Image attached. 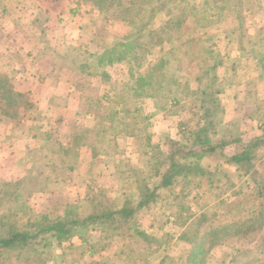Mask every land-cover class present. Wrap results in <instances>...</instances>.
Segmentation results:
<instances>
[{
  "label": "rangeland",
  "instance_id": "rangeland-1",
  "mask_svg": "<svg viewBox=\"0 0 264 264\" xmlns=\"http://www.w3.org/2000/svg\"><path fill=\"white\" fill-rule=\"evenodd\" d=\"M202 1L205 2V8L199 5ZM232 1L234 0H189L183 3L174 0V4H169L166 9L154 13L150 25L154 31L147 38L150 40H146L143 36L139 37L141 43L145 46L147 44V49L142 50L146 55L144 67L139 69L131 67L132 69L129 70L126 64L112 67L104 65L109 76H105L104 80V89H108V96L106 95L104 99H110V108L104 110L95 103L91 106L96 110L95 113H99L98 115L110 113V110L119 111L116 112L118 123L115 129L118 130L117 135L120 137L114 140L112 151L118 152L119 158L121 150L126 149L128 156H125L127 167L124 170V178L118 181L120 184L115 189L117 184L112 181L111 166H99L93 169L95 185H98L95 189L102 191L101 199L119 205L125 198L131 197L130 199L134 201L139 197V185L142 184L140 180L148 176L152 170L147 169L142 174H137L138 170H135L136 174L132 175L131 182L125 181L127 173L129 176V171L142 167L141 162L144 160L140 159L139 155H146L148 160L158 156L163 158L168 152L169 139L179 137L182 128L196 130L202 126L204 120L200 117L203 115L195 105L199 102L200 95L209 99L210 103L206 104H219L213 123V135H221L227 128L229 131L226 132V139L229 140L236 134L242 136L243 140L240 143L228 144L225 147L227 156L240 150L247 139L263 134L264 72L259 63H264V0H239L238 13L220 7L213 8L217 5H230ZM79 2H81L79 3L81 12H86V17L91 14L96 24L101 27V17L104 14L93 9L89 0H79ZM105 27L94 36V42L103 47L102 51L106 46L112 47L121 43L129 31L127 25L121 21H114L113 18L108 19ZM84 35L78 37L82 39ZM136 37L137 35H133L131 39ZM239 39L243 40L245 46L243 52L237 49ZM58 46L59 51L66 53V47H63L65 44L59 43ZM185 50L187 53H184ZM167 59H169L168 78L172 77L180 84L176 90L181 97L178 105L170 106V100L165 97L168 94L167 88L153 89L155 85L152 88L148 85L145 86L146 88L138 86L139 80H148L150 68L154 69V66ZM213 65H216L215 71L211 70ZM130 72L133 73L132 76ZM155 73L151 80L154 82L160 80L159 72L155 70ZM183 82L188 83L182 85ZM126 83H129L128 89L123 87ZM169 87L174 90L177 85L171 82ZM131 89L141 95L132 96ZM214 90L216 92L212 93ZM169 93L173 91L169 90ZM248 103L253 105V108L249 107L251 110H246ZM29 111L27 109L19 113L15 121L27 116ZM145 134L150 136L152 147L146 145L147 141L142 138ZM2 161L0 158V165L5 166ZM198 163L204 170L202 175L195 177L201 180V188H195L192 183H188L184 189L178 184L171 191L160 189L157 191L158 201L136 213V225L160 243L159 249L147 258L145 264H160L163 258L167 259V263L189 264L192 244L179 237L181 231L188 227L186 235L191 238L195 233L198 236V230L200 234L205 233L207 224H210L209 220L214 219L213 221L218 224L241 220L242 214L237 215V213L251 203L258 202L254 199L256 185L237 168L235 163L213 155L201 158ZM253 163L257 172L256 180L264 182V146L253 153ZM10 165L11 163L5 166L4 170L0 168V173L3 172L0 178L5 179L10 176V173L6 175V172L11 171ZM207 171L214 178L212 190H208ZM155 179L152 177L151 181L154 182ZM7 185L0 181V199L7 197V189H10ZM130 189L132 193L129 192ZM182 189L186 193L184 199L179 196ZM173 199L175 203L171 205L170 200ZM2 204L7 202H0V210L6 208ZM11 204L13 207L10 210L16 213L14 218L17 219L14 225L17 229L21 228L26 221L25 215H21L24 211L15 208V201ZM84 205L85 202L79 207ZM61 208L63 212L64 208L62 206ZM53 214L47 215L51 218L58 216ZM63 214L65 212L61 215ZM196 218H202V226L190 227L191 222ZM88 234L90 240H95L98 235L97 232H88ZM117 236L121 240V233L118 231L114 240ZM114 240L102 251L103 254L83 252L82 254H85L83 260L87 261L95 256L99 261L106 257V264L143 263L140 253L137 255L131 250L133 245L130 238L126 243L120 242L117 243L118 245ZM72 241L75 245L81 243L77 237ZM216 241L217 243L206 244L204 247L206 264H220L221 258H225L221 264H264V223L250 231L230 234ZM78 249L77 253L80 254ZM68 250L67 255L74 252ZM14 259L13 250L4 248L1 250L0 264H13Z\"/></svg>",
  "mask_w": 264,
  "mask_h": 264
},
{
  "label": "crops",
  "instance_id": "crops-1",
  "mask_svg": "<svg viewBox=\"0 0 264 264\" xmlns=\"http://www.w3.org/2000/svg\"><path fill=\"white\" fill-rule=\"evenodd\" d=\"M79 3V0H0V82L13 93L26 97L42 117L33 121L25 118L0 121V158L6 167L11 163V171L6 172L10 176L0 178L10 187L7 197L0 199L7 202L2 204L6 208L0 213H9L11 202L15 201V208L24 213L61 215L68 206H75L79 213L86 214L98 187L93 169L111 166L112 181L117 184L114 189L124 178L128 153L121 150L119 159L118 152L112 151L119 136L114 127L119 111L98 115L91 106L95 103L104 110L110 108V99H104L108 96L105 77L99 69L103 47L94 42V36L103 27L96 24L91 14L86 17ZM82 34L85 35L81 39L78 36ZM59 43L65 44L66 53L59 51ZM23 111L24 108L18 107V114ZM29 127L38 128L39 132L30 131ZM48 136L58 140L67 152L53 153L55 157L41 153ZM95 138L102 139V143L94 144ZM55 158L71 161L66 176L57 174ZM5 166L1 164L0 168L4 170ZM119 236L115 244L126 243L128 236L121 233V240ZM73 238L70 242L75 244ZM74 246L70 249L74 252L62 264L99 261L95 256L84 261L85 254H78V245Z\"/></svg>",
  "mask_w": 264,
  "mask_h": 264
},
{
  "label": "trees",
  "instance_id": "trees-1",
  "mask_svg": "<svg viewBox=\"0 0 264 264\" xmlns=\"http://www.w3.org/2000/svg\"><path fill=\"white\" fill-rule=\"evenodd\" d=\"M89 1H91L93 9L104 14L101 17V27H105L108 19L110 20L111 18H113L114 21H121V23L129 27L128 34L122 39L121 43L115 44L112 47L106 46L105 50L101 52L99 57V69H102V76L109 77L108 73L103 69L104 65L105 67H112L114 65L126 64L129 66V70L133 67L136 69L144 67L146 55L142 50L147 49V44L145 46L141 43L139 37L143 36L146 40H150L147 38L152 31H154L150 27L154 13L158 10L166 9L169 4H174V0ZM179 1L187 3L189 0ZM238 1L239 0H234L230 2V5H217L213 8L216 9L220 7L238 13ZM199 5L201 8H205V2L202 1ZM133 35H137V37L131 39ZM237 49L240 52L244 51L245 46L243 40L239 39ZM250 52H252V50ZM128 53L129 55H127ZM184 53H187V51L185 50ZM167 60H163L161 63L157 64L156 66L158 67L156 69V66H154V69L150 68L148 70V80H139L138 86L146 88L145 86L148 85L152 88V86L155 85L153 89L167 88L168 94L165 97L170 100V106L178 105L181 97L177 94L176 90L180 87V84L176 79L172 77L168 78L169 71L167 67L169 65V59ZM259 62L260 60H258V63ZM184 63L185 62H183V65ZM259 65L264 72V63L261 62ZM215 69L216 65H213L211 70L215 71ZM155 70L159 72L158 75L160 79L156 82L151 81ZM132 74L133 73L130 72L131 76ZM131 78L132 77H130V79ZM171 82L177 85L176 89H170L169 84ZM187 83L188 82H183L182 85ZM128 84L129 83L124 84L123 87L128 89ZM198 89H200V87H198ZM169 90L173 91V93H169ZM215 92L216 90L212 93ZM131 94L132 96L141 95L135 92L134 89H131ZM198 99L199 102L195 103V105L202 112L203 116L200 117L204 120L202 126L196 130L182 128L179 132V137L176 139H169L168 152L163 158L155 155L158 157L148 160L146 159V155H139L140 159L144 160L141 162L143 168H136L131 171H129V169L127 170V172H130L129 176L127 173V178L125 180L127 182L133 181L130 179H132L134 173L136 174L135 170H138L137 174H142L146 172L147 169L150 171L152 170L148 176L140 180L142 184L139 185L140 194L138 198L134 201L130 199L131 197L125 198L121 204L114 205L108 200L101 199L100 194L102 191L97 190L92 196L91 208L86 214L79 213L75 206H68L65 210V214L53 218L44 213L25 212L21 215H25L26 221L22 227L18 229L14 225V223L17 222V219L14 218L16 215L15 212L12 213L10 210L9 213H0V255L3 248L6 250L11 249L14 251L16 264H62L66 259L68 249H73L75 247V244L70 242L71 238L77 237L80 239L81 243L77 246L79 249L76 247L80 255L85 251L89 254L100 253L110 245L118 231V233H124L131 239V244L133 245L131 250L136 252L137 255L140 253V258L143 257L144 260L142 264H145L147 258L159 249L160 243L157 242L156 238L136 225V213L149 204H155L159 199L157 191L160 189L171 191L177 184L184 189V187H187L188 183H192V186L195 188H201V180L195 177L196 175H202L204 170L200 167L198 161L210 155L225 158L228 162L235 163L237 168L256 185L254 188V199L258 202L251 203L248 207L241 209L237 213V215L242 214L241 220H231L224 224L215 223V221H213L214 219L209 220L210 224H207L205 233L200 234L198 230V236L197 233H195V235H191V238L187 237L186 233L188 227H185L186 229L179 233V237L192 244L189 264H206L204 256V253H206V249L204 250L206 244L213 245L217 243L216 240L224 236L227 237L230 234H240L244 231H250L263 224L264 182L262 180H256L257 172L253 163V153L256 152L259 147L264 146V132L262 135L247 139L240 150L227 156L225 147L228 144L240 143L243 140L242 136L236 134L231 136L232 138L229 137V140L226 139V132L229 131L227 128L225 132L222 131L223 134H218V136L215 134L213 135V123L218 112L219 104H206L209 102V99H206L203 95L198 96ZM194 100H196V98H194ZM210 101L213 102V100ZM250 104L248 103L246 110H248L249 107L253 108V105ZM18 107L30 110L29 114L24 117L25 119L33 121L42 118L38 111L33 110L32 104L27 101L26 97L21 94L13 93L8 89L5 83L0 82V121L5 122L11 119L15 121L18 117ZM254 109L258 110V108ZM20 120L21 119H19V121ZM115 126L116 123L114 124V127ZM31 128L32 127H29L30 131L35 133L39 132L38 128ZM115 131L117 130L115 129ZM235 133H238V131H235ZM125 134H127V132H125ZM147 135L148 134L141 136L145 139V142L147 141L146 145L152 147L151 141H149L151 138ZM101 140L102 139L95 138L92 139V142L94 144H99L102 143ZM57 141H55L53 137L48 136L42 143V147L45 149H43L41 153H50L55 157L53 153L65 152L67 149L62 148ZM71 153L72 151L69 152V154ZM55 159L57 160V158ZM56 162L59 167L57 174L63 177L66 176V169L71 168V161L59 159ZM216 167H219V165H216ZM206 174L208 176L206 180L209 185L208 190H212L214 178L209 171H207ZM152 177L156 178L154 182L151 181ZM183 189L180 191L179 196L184 199L186 193ZM129 192H131V189ZM174 197H176V195ZM177 198L178 197L175 199ZM175 199L170 200L171 205H174ZM185 208H187V206H185ZM201 219L202 218H196L191 222L190 227L201 225ZM120 230L121 232H119ZM88 232H97V238H95V240H90ZM105 259L106 257L98 262H90L89 264H106ZM166 260V258L161 259L160 264H177L176 262L167 263ZM224 261L225 258H221L220 264Z\"/></svg>",
  "mask_w": 264,
  "mask_h": 264
}]
</instances>
